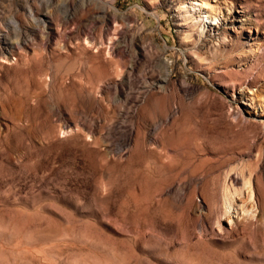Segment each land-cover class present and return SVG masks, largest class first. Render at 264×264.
I'll return each mask as SVG.
<instances>
[{
    "label": "rangeland",
    "instance_id": "374dc122",
    "mask_svg": "<svg viewBox=\"0 0 264 264\" xmlns=\"http://www.w3.org/2000/svg\"><path fill=\"white\" fill-rule=\"evenodd\" d=\"M193 1L0 0V264H264V0Z\"/></svg>",
    "mask_w": 264,
    "mask_h": 264
},
{
    "label": "bare ground",
    "instance_id": "6f19581e",
    "mask_svg": "<svg viewBox=\"0 0 264 264\" xmlns=\"http://www.w3.org/2000/svg\"><path fill=\"white\" fill-rule=\"evenodd\" d=\"M195 8H194V10L195 9H202V7H205V8H207L206 9V11H204V17H206L207 19H209V20H216V18H215V16L213 15V12L216 10L215 8H214V6H207V5H205L204 3H202L200 0H194L193 1V4H192ZM235 30V29H234ZM223 42H226V38L225 37H223ZM142 52V51H141ZM140 51L137 53V54H140L141 53ZM145 55V54H144ZM143 54H142V57L144 56ZM141 57V56H140Z\"/></svg>",
    "mask_w": 264,
    "mask_h": 264
}]
</instances>
